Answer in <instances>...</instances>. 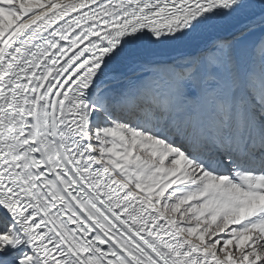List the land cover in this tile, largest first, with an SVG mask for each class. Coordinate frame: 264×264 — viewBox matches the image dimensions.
<instances>
[{"label":"snow or ice","instance_id":"snow-or-ice-1","mask_svg":"<svg viewBox=\"0 0 264 264\" xmlns=\"http://www.w3.org/2000/svg\"><path fill=\"white\" fill-rule=\"evenodd\" d=\"M0 264H264V0H0Z\"/></svg>","mask_w":264,"mask_h":264}]
</instances>
